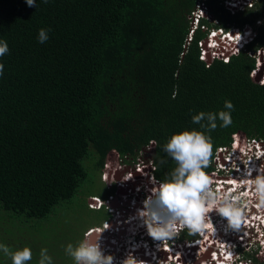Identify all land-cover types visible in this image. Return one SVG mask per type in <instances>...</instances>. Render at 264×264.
<instances>
[{
	"label": "trees",
	"instance_id": "16d2710c",
	"mask_svg": "<svg viewBox=\"0 0 264 264\" xmlns=\"http://www.w3.org/2000/svg\"><path fill=\"white\" fill-rule=\"evenodd\" d=\"M223 1L0 0V40L10 49L0 57V243L30 247L29 264L42 248L68 264L55 209L77 195L88 169L100 176L109 155L134 158L155 141L154 175L165 179L174 167L168 138L201 130L191 117L225 110V100L233 124L210 133L214 153L239 135L264 140V84L252 75L264 48V0L234 14ZM199 4L211 18L190 33ZM246 25L254 40L206 68L198 44L207 32ZM41 28L49 30L43 44ZM0 264L10 258L0 253Z\"/></svg>",
	"mask_w": 264,
	"mask_h": 264
},
{
	"label": "clouds",
	"instance_id": "9594fccd",
	"mask_svg": "<svg viewBox=\"0 0 264 264\" xmlns=\"http://www.w3.org/2000/svg\"><path fill=\"white\" fill-rule=\"evenodd\" d=\"M25 3L28 7H36V0H25ZM206 16L207 13L204 17ZM204 17L201 19H205ZM48 32V29H39L38 41L41 44L48 41ZM229 39L240 45L243 36L238 32L235 36L230 35ZM210 47L215 48L217 45L213 41ZM9 51L7 41L0 40V57L5 56ZM217 55V52H212L213 57ZM200 59L204 61L205 54L202 53ZM229 60L230 58H225L224 62L228 63ZM211 66L210 63L206 64V68ZM3 73L4 65L0 63V76ZM175 95L176 93L173 94V98ZM224 109L207 113L201 111L193 115L192 123L199 125L201 130L185 129L173 133L163 146V151L174 162V167L165 179L152 183L153 186L148 190L149 194L142 202L143 207L137 209V217L142 222V226L146 228L151 238L160 242V246L166 248L168 242L178 237L184 230H187L189 235L198 234L205 238H207L206 234H214L216 228L213 214L224 221L225 229L231 232H240L253 221L264 224V165L258 169H249L248 178L240 180L239 183L231 181L233 187L224 191L221 190L222 184L214 181L206 171L212 163L214 153L210 133L218 126L228 128L233 124L231 115L235 110L233 103L225 100ZM256 147L258 150L255 155L259 159L264 156V152L259 151L258 144ZM166 162L164 159L160 160L161 165ZM253 171L257 173L254 178ZM242 186L245 190L238 192L237 190ZM252 208H255L259 214L250 215ZM252 226L260 231L258 225ZM107 228L108 224L103 228H90L83 233L75 245L72 243L66 245L65 254L72 259L73 264H117V258L113 254L106 253L102 247L101 236ZM0 253L10 258L11 264H29L33 259L32 249L28 246L12 250L9 246L0 243ZM220 256L223 259L217 264H235L232 251H225L222 247ZM213 259H216V253H213ZM38 264H54L47 248L40 250ZM119 264H145V262L128 252L125 258L119 260ZM248 264H251L250 260Z\"/></svg>",
	"mask_w": 264,
	"mask_h": 264
},
{
	"label": "built area",
	"instance_id": "2783aa9c",
	"mask_svg": "<svg viewBox=\"0 0 264 264\" xmlns=\"http://www.w3.org/2000/svg\"><path fill=\"white\" fill-rule=\"evenodd\" d=\"M254 0H224L223 6L232 14L252 8ZM208 9L199 4L191 13L190 33L198 27L200 19L205 16ZM205 18V17H204ZM205 19H210L206 16ZM262 20L255 24L259 26ZM202 29L204 27L201 26ZM242 34L243 40L240 45H236L229 36ZM257 33L251 26H244L239 30L232 28L228 31L222 29H211L206 38L199 42L200 56L205 54L206 64L213 60H222L236 56L244 50L246 44L253 41ZM190 40V39H189ZM215 42L217 47L212 48L210 44ZM239 48V50H237ZM217 52L216 57L212 52ZM223 53V55H219ZM199 56V59H200ZM255 59V69L252 71L253 78L260 84L264 82V48H259L253 55ZM201 60V59H200ZM255 141V143H253ZM264 152V140L260 138H250L239 135L229 146L219 147L215 151L211 170L208 173L214 181L222 184V191L233 187L231 181L239 183L240 180L248 178L249 169H258L264 165V156L257 159L255 153L258 150ZM235 145V147H234ZM154 143L141 149L134 158L129 156L109 155L105 160L101 181L109 183L112 192L103 202L104 210L109 214L110 220L102 223L100 228L108 224L101 236L102 247L106 253L113 254L119 260L125 258L131 252L145 264H217L223 257L220 256L221 248L225 251H232L235 264H264V224L253 221L248 227L240 232H231L225 229L224 221L213 214V222L216 228L214 234H206L207 238L200 235H189L187 230L182 231L178 237L168 242L165 248L160 246V242L154 240L147 234V230L142 226V222L137 217V209L143 207V200L149 194L148 190L152 183L159 181L155 175V166L152 159ZM251 157V159H249ZM257 173L253 171L252 176ZM242 186L237 191H244ZM234 195L236 193H233ZM116 206L113 207L112 203ZM259 214L252 208L251 214ZM113 222L114 225H111ZM258 225V232L255 226ZM216 253V259H213ZM238 257L239 259H235Z\"/></svg>",
	"mask_w": 264,
	"mask_h": 264
},
{
	"label": "rangeland",
	"instance_id": "374dc122",
	"mask_svg": "<svg viewBox=\"0 0 264 264\" xmlns=\"http://www.w3.org/2000/svg\"><path fill=\"white\" fill-rule=\"evenodd\" d=\"M101 175L92 168L88 169L85 183L77 195L70 203L55 209V220L58 221L59 228L62 227L60 229L65 242L75 245L86 229L99 225L104 219L103 200L113 190L107 186L109 183L101 181ZM68 264H73V261Z\"/></svg>",
	"mask_w": 264,
	"mask_h": 264
},
{
	"label": "flooded vegetation",
	"instance_id": "af4514ba",
	"mask_svg": "<svg viewBox=\"0 0 264 264\" xmlns=\"http://www.w3.org/2000/svg\"><path fill=\"white\" fill-rule=\"evenodd\" d=\"M108 195H109V194H108ZM108 195L106 196V198L108 197ZM106 198L103 200V202L106 200ZM112 206L115 207V206H116V203L113 202V203H112ZM109 220H110V216H109V214L105 211L104 219L100 222V224L97 225V226H94V227H90V228H96V227H99V226L102 225L103 222H105V221H109ZM110 224H111V225H114L113 222H110ZM90 228H88V229H90ZM88 229H86V231H87Z\"/></svg>",
	"mask_w": 264,
	"mask_h": 264
}]
</instances>
